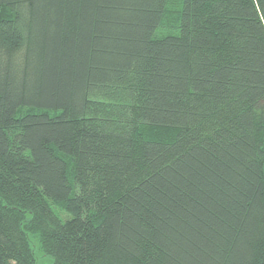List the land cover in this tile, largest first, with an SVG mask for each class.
Segmentation results:
<instances>
[{
    "label": "trees",
    "instance_id": "16d2710c",
    "mask_svg": "<svg viewBox=\"0 0 264 264\" xmlns=\"http://www.w3.org/2000/svg\"><path fill=\"white\" fill-rule=\"evenodd\" d=\"M264 264V0H0V264Z\"/></svg>",
    "mask_w": 264,
    "mask_h": 264
},
{
    "label": "rangeland",
    "instance_id": "374dc122",
    "mask_svg": "<svg viewBox=\"0 0 264 264\" xmlns=\"http://www.w3.org/2000/svg\"><path fill=\"white\" fill-rule=\"evenodd\" d=\"M41 264H44V261L43 260L41 261Z\"/></svg>",
    "mask_w": 264,
    "mask_h": 264
}]
</instances>
